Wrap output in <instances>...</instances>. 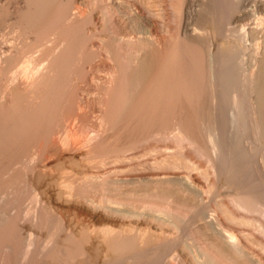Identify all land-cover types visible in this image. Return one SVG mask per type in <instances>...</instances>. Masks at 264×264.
<instances>
[{
  "label": "bare ground",
  "instance_id": "6f19581e",
  "mask_svg": "<svg viewBox=\"0 0 264 264\" xmlns=\"http://www.w3.org/2000/svg\"><path fill=\"white\" fill-rule=\"evenodd\" d=\"M180 96L198 134L171 159L154 141ZM240 124L264 136V0H0V206L18 194L0 254L37 232L30 209L38 225L74 204L101 219L80 216L61 264H264V175L226 133Z\"/></svg>",
  "mask_w": 264,
  "mask_h": 264
},
{
  "label": "rangeland",
  "instance_id": "374dc122",
  "mask_svg": "<svg viewBox=\"0 0 264 264\" xmlns=\"http://www.w3.org/2000/svg\"><path fill=\"white\" fill-rule=\"evenodd\" d=\"M124 2L126 3H129L130 1L132 0H123ZM168 1H171V0H168ZM89 82V83H88ZM95 81L89 79V81H87V83H80V87H84L85 89H87V91L89 92V96L91 95V100H95L94 98H92L93 96L95 97V94L97 92V87H96V83H94ZM92 83V84H91ZM88 84V85H86ZM82 85V86H81ZM93 85H95V89L93 87ZM89 87V88H87ZM89 89V90H88ZM95 90V91H94ZM91 91V93H90ZM95 92V93H94ZM93 93V95H92ZM179 96V95H178ZM177 98V99H176ZM176 98H173L172 99V102L173 105L171 107V109L174 107V109H170V112L169 115L171 114V118H170V121H172L173 119V122H170V124H176L178 123V127H180L179 131L178 130H173L174 127H177L175 124L174 126L173 125H170L168 126L171 131H170V134L167 135V138L164 137V136H160L158 138H155L156 141H154L155 143H158L155 144L157 146L160 145V147L162 148H165V147H170V151L173 152V158L171 159H175L176 157L174 156L175 154L179 155L182 151V146L186 147L188 146V142L185 138V134L186 133L185 131H187L186 129H188V132L191 133V134H195L194 131L198 134V127L197 125L194 126L195 122L194 121H191L190 119L193 117V114H192V109H190V105H188L189 103L182 97L180 96L179 98L176 97ZM174 99L177 100V102H174ZM188 104H187V103ZM183 104V105H182ZM190 106V107H188ZM181 108V109H180ZM188 108V109H187ZM190 112V113H189ZM173 113V114H172ZM160 114V113H159ZM175 114V115H174ZM163 116V115H162ZM161 115H155V118L154 120L158 121L162 118ZM161 117V118H159ZM95 118V117H93ZM175 118V119H174ZM179 118V120H178ZM193 119V118H192ZM176 120H178L176 122ZM155 121V122H156ZM187 121V122H186ZM93 121H91L92 123ZM191 122V123H190ZM194 122V123H193ZM136 123V122H135ZM135 123L133 122L131 125L132 127H134L133 125H135ZM142 123L143 124V127H139L138 125ZM180 123L182 125H180ZM142 124H140L142 126ZM186 124V125H185ZM189 124V125H188ZM194 126V127H191V125ZM158 125V122H156V127ZM251 125V126H250ZM248 124V126L244 127L243 125L240 124V126H236V127H230L228 126L226 128V133L229 134L228 137H229V145H233L237 143V146H238V149L240 148V153H239V156L242 154V152L245 151V154L246 156L248 157H251L253 160H255L256 163H253V166H252V169L255 170V173L253 172L254 170H252V172L254 173V175L257 177V174L258 175H264V136L262 137L259 133H257V131L255 130L254 127H252L253 125L252 124ZM173 126V127H172ZM130 128V129H126L127 131L123 132L122 131V128L121 130H118L119 128H117V131H116V128L115 129H109L106 133V136H105V141L103 142V146L105 147H109V146H112V145H115L117 144L118 142H121V140L123 141L124 139H128L131 135V132L129 131H134L136 132L137 130H139L140 128L142 130H144V122L143 121H137L136 125L134 128ZM187 127V128H185ZM189 127V128H188ZM250 127V128H249ZM194 128V129H192ZM137 129V130H136ZM140 129V130H141ZM183 130L180 131V130ZM136 130V131H135ZM192 130V131H191ZM194 130V131H193ZM113 131V132H111ZM115 131V132H114ZM229 131V133H228ZM254 131V132H253ZM111 132V133H110ZM119 132V133H118ZM181 132V133H180ZM187 132V133H188ZM175 133V134H174ZM121 134V135H119ZM112 136V138H111ZM114 136V137H113ZM117 136V138H116ZM164 138V139H163ZM166 138V139H165ZM163 139V140H162ZM184 139V140H183ZM159 140V141H158ZM158 141V142H157ZM241 142V143H240ZM240 146H239V145ZM166 145V146H165ZM233 145V146H235ZM247 148V149H246ZM259 148V149H258ZM181 149V150H180ZM186 149V148H185ZM184 149V150H185ZM252 149V150H251ZM175 150H177L175 152ZM244 150V151H243ZM263 150V151H262ZM180 151V153L178 152ZM163 154V155H162ZM182 154V153H181ZM180 154V155H181ZM195 154V153H194ZM177 155V156H178ZM179 155V156H180ZM251 155V156H249ZM261 155V156H260ZM163 156H165V153H160L159 155H154V157L156 159H161V157L163 158ZM196 158L198 156V154L196 153L194 155ZM153 157V158H154ZM175 157V158H174ZM256 158V159H254ZM198 159V158H197ZM152 160V159H151ZM203 161V164L204 166H208L209 167V163L206 162V160H202ZM201 161V162H202ZM263 165V166H262ZM149 167V166H148ZM147 167V168H148ZM258 167V168H257ZM151 169H149V173L150 174H155V173H158V171H152V167L150 166ZM257 168V169H256ZM210 169V174H211V179H215V175L213 174V170L211 168ZM151 170V172H150ZM260 172H259V171ZM170 172V170H169ZM264 177V176H263ZM43 189H46L45 186H42ZM42 190V189H41ZM17 191V190H16ZM100 193V194H98ZM98 193L96 194H93L94 195V198L96 200H99L100 199V196L102 195V192L99 191ZM13 194V195H12ZM11 194L10 197L12 198H15V196H17V192H13ZM46 193H43V194H40L39 198L37 197H34L32 196V199H31V203L30 205L33 207L34 204H35V201L38 199V200H41V207L39 209V213L41 215H43L44 217H46V215L49 214V209L47 208V205L50 204L48 203L49 202V199L47 196V194L45 195ZM98 194V196H97ZM227 195L226 193L223 194V196ZM14 196V197H13ZM97 197V198H96ZM10 198L9 201H7V205L10 206V207H7L6 208V204H1V206H3L5 208V210L3 211L2 209H4L3 207L0 206V210L3 211L4 213H9V211H11V206L12 205H9V203H11L10 201H13V199ZM12 199V200H11ZM44 204V205H43ZM47 204V205H46ZM55 204V203H54ZM46 206V207H45ZM57 206L56 207V213L57 215L59 214V218L56 219V221L54 220L53 222L52 221H47L46 219H43V221L41 222V224H38V225H35L34 222H32L31 220V217H32V214H33V209L29 210V212H27V214L24 216V220L26 218V220L23 222V225H22V229H24L25 231H27L28 233L31 232L33 229V231H35L37 229V232L34 233L33 237L30 239L27 235H25L24 237H18L19 240H17V237H10L11 239H9L8 243H11L9 244V250L7 249L6 250V253L2 252L1 257H0V264H61L63 258H64V254H65V250L69 249L71 250L73 247H74V244L71 245V243H67L64 241V236L66 234L67 231H78L81 229L82 227V224L79 222V219H80V216L83 215V216H88V217H92L94 218L95 221H98L101 219V214L100 213H97L95 215H93V213L88 210L87 208L85 207H79V206H75L74 204H57L55 205ZM9 208V210H8ZM58 209V210H57ZM60 209V210H59ZM66 211V212H65ZM2 212V213H3ZM63 212V213H62ZM43 213V214H42ZM81 213V214H80ZM63 215V216H62ZM77 216V217H76ZM73 218V219H72ZM71 219V220H70ZM77 220V221H76ZM29 221H31L30 223H28ZM64 221V223H62ZM70 221V223H69ZM55 222V223H54ZM76 223V224H73V223ZM78 222L80 223L78 225ZM77 226L75 229H73L72 226ZM25 228H24V227ZM59 227V228H58ZM164 227V230H166L167 234L170 233V235H172V237L174 239H179V241L183 240V233H184V229H181L179 230L180 232H178L177 230L171 228L170 226L167 227V225L163 226ZM2 227H0L1 229ZM15 228L12 227V230H14ZM168 230L170 232H168ZM173 233V234H172ZM179 237V238H178ZM182 237V238H181ZM15 238V240H14ZM26 239V240H25ZM21 240V244L20 241ZM29 241V242H28ZM17 244H16V243ZM35 243V244H34ZM24 244V245H23ZM34 244V245H33ZM71 245V246H70ZM36 246V247H35ZM70 246V247H69ZM23 247V248H22ZM32 247V248H31ZM67 247V249L65 248ZM69 247V248H68ZM13 250H12V249ZM20 248V249H19ZM12 251H11V250ZM21 250V251H20ZM68 250V251H69ZM9 253H8V252ZM30 251V252H29ZM36 251V252H35ZM59 251V252H58ZM65 251V252H64ZM16 254H15V253ZM164 252L166 253V250L162 249L160 251L161 254L164 255ZM59 253V254H58ZM187 252H185L186 254ZM26 254V255H25ZM31 254V255H30ZM34 254V256H33ZM36 254V255H35ZM17 255V256H16ZM8 259V260H7ZM61 259V260H60ZM56 260V261H55ZM22 261V262H21ZM27 261V262H26ZM25 262V263H24ZM29 262V263H28Z\"/></svg>",
  "mask_w": 264,
  "mask_h": 264
}]
</instances>
